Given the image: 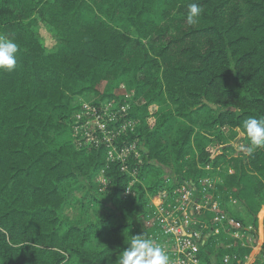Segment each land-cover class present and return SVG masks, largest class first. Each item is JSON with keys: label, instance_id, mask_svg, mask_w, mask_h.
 <instances>
[{"label": "trees", "instance_id": "trees-1", "mask_svg": "<svg viewBox=\"0 0 264 264\" xmlns=\"http://www.w3.org/2000/svg\"><path fill=\"white\" fill-rule=\"evenodd\" d=\"M160 2L0 0V35L19 45L16 70L0 72V264H119L132 236L151 232L150 197L193 181L199 198L206 178L245 233L234 204L253 216L257 237L264 149L244 159L205 150L221 147V129L264 117V0H163L157 12ZM191 3L201 10L194 24ZM89 96L98 107L130 104L137 122L116 142H138L137 179L111 164L104 192L95 181L105 146L79 148L73 135L82 103L72 102ZM157 103L174 109L150 114ZM213 218L196 215V227ZM218 241L201 247L203 264L252 254L248 243ZM263 256L264 245L257 264Z\"/></svg>", "mask_w": 264, "mask_h": 264}, {"label": "built area", "instance_id": "built-area-1", "mask_svg": "<svg viewBox=\"0 0 264 264\" xmlns=\"http://www.w3.org/2000/svg\"><path fill=\"white\" fill-rule=\"evenodd\" d=\"M80 107L73 129L76 145L79 148L105 146L106 165L97 177L102 185L101 192L111 185L106 176L111 164L117 165L123 175L137 179L138 169L131 168V161L140 158L138 142L122 147L116 145L119 138L137 129V122L129 118L131 105L108 102L98 107L84 102ZM216 183L211 178L200 180L199 198H196L197 187L193 181L175 190H170L168 186L161 188L157 195L150 197L148 224L152 229L147 239L164 248L170 257V264H203L201 247L211 238L218 241L222 235L246 245L245 239L250 237L248 234L253 228H247L246 234V227L222 209L221 204L210 194L211 190H215ZM125 195H131V188L126 190ZM204 212L214 215L213 227H196L199 224L196 215ZM248 258L243 264H248ZM260 262L264 264V256ZM224 264L240 262L236 257H225Z\"/></svg>", "mask_w": 264, "mask_h": 264}, {"label": "clouds", "instance_id": "clouds-1", "mask_svg": "<svg viewBox=\"0 0 264 264\" xmlns=\"http://www.w3.org/2000/svg\"><path fill=\"white\" fill-rule=\"evenodd\" d=\"M198 4L188 5V24L198 22L200 16ZM19 45L0 35V72L12 73L18 65ZM242 132L250 141L246 148L242 149L251 155L258 149H264V117L259 119L250 117L243 121ZM119 264H170V257L162 246L142 235L132 236L128 247L122 252Z\"/></svg>", "mask_w": 264, "mask_h": 264}, {"label": "rangeland", "instance_id": "rangeland-1", "mask_svg": "<svg viewBox=\"0 0 264 264\" xmlns=\"http://www.w3.org/2000/svg\"><path fill=\"white\" fill-rule=\"evenodd\" d=\"M162 5H163V0H161V2L158 4V7H157V12L161 11L162 9ZM120 29L122 31H126L125 27L120 25L119 26ZM112 80V77H109L108 80L106 81L107 83H109L110 81ZM105 88V84L102 85L101 87V91H103ZM92 99H94L93 97L89 96V97H82V98H75V100H73L72 104H75L77 102L79 103H89V101H92ZM119 99H123L122 96L119 98ZM128 99H133V94L132 93H129L128 94V97H127V100ZM130 100V101H131ZM132 105H134V103L132 102ZM142 106V105H141ZM172 108L174 109V107L171 105V103H169V105H162V104H159L157 103L156 104H151V105H147V109L150 111V114L152 113H156L158 111H160V109H163V108ZM151 124H154V120H152ZM244 137V134L242 133L241 129H230V128H223L220 130L219 132V140H220V143H221V147L217 146L216 144H212L207 150H205L207 152L208 155L214 153L216 155V153H218L216 150L218 148H222V147H226L227 148V155H229L230 157H241V158H246L248 157V153L242 149L246 148V145L244 143H239V140L242 139ZM235 148V151L231 148ZM214 156V155H213ZM196 158V157H195ZM195 160V159H194ZM232 173V171H230ZM221 176L224 178V179H227V175L224 171H221ZM149 180V179H148ZM148 180H145L143 181V184L145 186H148L147 183H148ZM95 184H97L100 188L102 187V185L98 182V180L96 179L95 181ZM263 196L261 197H258V199L256 200V205H257V209L259 210V227H260V224L263 225L264 227V194H262ZM129 207V205H128ZM250 221H248L250 224L253 223V216L246 212ZM247 226V225H245ZM221 238V240H220ZM249 239H251V241L249 242ZM231 239L229 238H226V237H219V245L221 244H224V243H228ZM255 240L256 238L254 239V237L252 238V236H247L246 239H245V242L246 244L248 243V245L250 247H254L255 246ZM217 243V245H218ZM225 259V258H224ZM255 264H257V262H255Z\"/></svg>", "mask_w": 264, "mask_h": 264}, {"label": "crops", "instance_id": "crops-1", "mask_svg": "<svg viewBox=\"0 0 264 264\" xmlns=\"http://www.w3.org/2000/svg\"><path fill=\"white\" fill-rule=\"evenodd\" d=\"M234 212H235L236 216L239 217L245 223V225H247L248 228H252V224H250L248 222V221H250V219H249L244 207H242L238 204H234ZM252 238H253V236H252ZM263 245H264V227L262 224H260V227H258V230H257V237L255 240V246L252 247V249H253L252 254L248 258L249 259L248 264H253L254 262H256L259 259ZM246 263H247V261H246Z\"/></svg>", "mask_w": 264, "mask_h": 264}]
</instances>
